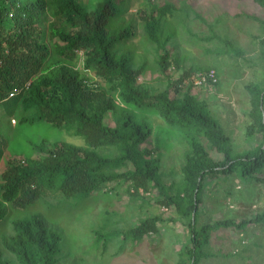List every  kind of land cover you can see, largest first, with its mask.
Here are the masks:
<instances>
[{
    "label": "trees",
    "instance_id": "trees-1",
    "mask_svg": "<svg viewBox=\"0 0 264 264\" xmlns=\"http://www.w3.org/2000/svg\"><path fill=\"white\" fill-rule=\"evenodd\" d=\"M122 1L101 0L89 9L82 0H0L1 114L11 120L19 111L22 116L19 124L44 121L61 128L68 123L74 127L73 134L82 136L86 142V146L60 141L46 145L42 140L37 148L42 158L11 156L8 167L0 173V225L15 213L35 212L39 200L46 207L40 214L14 220L15 233L4 241L5 248L20 264H57L59 237L45 227L41 216L87 209L88 200L117 179L131 184L130 194L134 197L140 196L141 191H157L160 199L156 203L174 208L187 220L192 235L190 243L182 247L187 255L186 264H199L202 248L212 231L264 225V212L240 222L226 219L197 225L201 194L207 182L227 180L233 175L240 181L264 185V118H258L263 131L261 142L251 149L233 152L222 125L192 93L191 85L184 82L191 69L178 73L170 81V88L159 93L138 84L143 66L135 67L130 56L118 53L135 36L131 24L111 36L107 31L108 20L126 12ZM146 1V6L138 10L143 33L146 40L164 47L161 39L165 21L175 6L171 3L156 6ZM254 1L264 6V0ZM45 13L51 18L46 26L42 25ZM172 36L169 32L165 40ZM76 50L83 51L82 65L76 66L79 60ZM170 63V53L164 50L157 61L159 71L166 74ZM96 78L102 79L105 86L98 85ZM12 91L17 93L9 96ZM262 92L263 97L264 88ZM118 108L126 114L122 124L106 125L107 113ZM30 111L34 115L27 117ZM132 111L158 113L168 126L185 132L203 131L221 153V162L210 161L201 142H192V155L184 169V191L169 195L159 173V159L143 165L138 161L142 155L158 151L155 148L139 151L138 144L149 135V130L144 124L129 128ZM6 147L7 139L0 129V161ZM103 147H114L118 154L98 153L97 149ZM118 168L124 170L117 172ZM48 193H60L62 199L48 203L44 199ZM158 220L154 216L125 231L95 232L93 247L101 244L105 250L109 242L118 238V248L112 255L116 257L128 241L137 243L157 233ZM0 264H10L1 251Z\"/></svg>",
    "mask_w": 264,
    "mask_h": 264
},
{
    "label": "rangeland",
    "instance_id": "rangeland-1",
    "mask_svg": "<svg viewBox=\"0 0 264 264\" xmlns=\"http://www.w3.org/2000/svg\"><path fill=\"white\" fill-rule=\"evenodd\" d=\"M101 0H82L93 9ZM160 6L171 3L175 6L165 21L162 39L164 47L146 40L138 10L145 7L146 0H123L126 12L108 20L107 31L111 36L123 26L131 24L135 36L122 45L118 53L132 58L134 66H143L137 83L152 93L168 90L170 81L186 69L213 67L218 73V82L213 86L192 88V93L204 102L205 108L222 125L229 138L228 146L233 152L257 146L263 131L258 118H264V6L254 0H150ZM42 25L51 20L45 13ZM169 32L173 36L165 40ZM164 50L170 53V66L162 74L157 65ZM179 67H175V63ZM80 65L79 62L76 66ZM171 66L178 70H173ZM97 84L104 87L102 79ZM35 113V112H34ZM30 111L27 117L33 116ZM18 112L14 119H7L0 112V129L7 139V147L0 161V173L8 167L12 156L42 158L37 148L42 140L46 145L60 141L76 146H86L82 136L73 134V125L54 128L44 121L19 124ZM126 114L122 109L108 112L104 123L108 126L122 124ZM129 128L144 124L149 135L138 148L141 153L149 148L157 149L152 155H142L141 165L159 159V173L165 191L172 196L182 194L185 186L186 161L193 151L192 142H201L204 153L213 163L221 162L222 156L203 131L185 132L170 127L158 113L131 112ZM98 153L115 156L114 147L97 149ZM124 168H118L121 172ZM1 184V181H0ZM131 184L114 180L103 186L91 197L88 208L53 217L41 216L49 231L59 237L57 264H186L187 255L182 247L191 241V230L186 219L174 208L160 205L157 191L134 197ZM202 203L198 210V223H215L231 219L236 222L253 218L264 212V185L240 181L231 175L205 184ZM48 203L62 199L61 194L45 195ZM45 204L36 203L35 212L15 213L0 225V251L10 264H20L14 254L5 248L4 241L14 233V220L27 219L45 210ZM159 217L158 232L133 243L128 241L124 251L116 257L119 239L109 242L103 250L101 244L93 247L95 232L125 231L149 217ZM245 240L242 244L241 241ZM199 264H264V225H252L248 229L218 228L210 233L209 241L202 248ZM227 254V255H226ZM109 259V260H108ZM108 260V261H107ZM104 262V263H100ZM106 261V262H105Z\"/></svg>",
    "mask_w": 264,
    "mask_h": 264
},
{
    "label": "built area",
    "instance_id": "built-area-1",
    "mask_svg": "<svg viewBox=\"0 0 264 264\" xmlns=\"http://www.w3.org/2000/svg\"><path fill=\"white\" fill-rule=\"evenodd\" d=\"M76 54L79 57V60H78L79 64L82 65V62L84 59L83 51L76 50ZM171 68L175 70L174 66H171ZM184 82L186 84L191 85V88L213 86V85H216V83L218 82L217 71L213 67H210L205 70H196L194 72H191L187 77H185ZM16 93L17 91H12L9 93V96H13ZM241 243L244 244L245 240H242Z\"/></svg>",
    "mask_w": 264,
    "mask_h": 264
}]
</instances>
